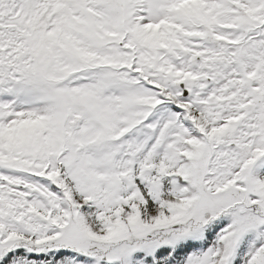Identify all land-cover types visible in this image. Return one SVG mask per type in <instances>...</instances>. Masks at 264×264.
Instances as JSON below:
<instances>
[{
    "label": "snow or ice",
    "instance_id": "snow-or-ice-1",
    "mask_svg": "<svg viewBox=\"0 0 264 264\" xmlns=\"http://www.w3.org/2000/svg\"><path fill=\"white\" fill-rule=\"evenodd\" d=\"M0 264H264V0H0Z\"/></svg>",
    "mask_w": 264,
    "mask_h": 264
}]
</instances>
